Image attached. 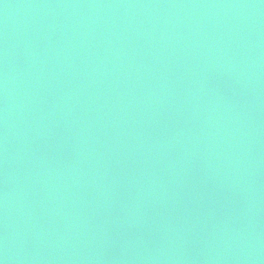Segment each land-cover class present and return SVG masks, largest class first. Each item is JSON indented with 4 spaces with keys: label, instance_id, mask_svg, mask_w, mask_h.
<instances>
[{
    "label": "water",
    "instance_id": "obj_1",
    "mask_svg": "<svg viewBox=\"0 0 264 264\" xmlns=\"http://www.w3.org/2000/svg\"><path fill=\"white\" fill-rule=\"evenodd\" d=\"M0 264H264V0H0Z\"/></svg>",
    "mask_w": 264,
    "mask_h": 264
}]
</instances>
